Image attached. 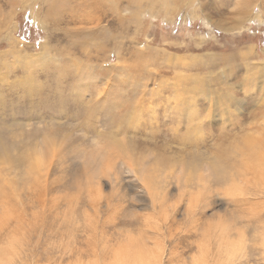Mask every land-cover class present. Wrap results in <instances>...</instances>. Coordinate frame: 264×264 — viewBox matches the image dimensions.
Masks as SVG:
<instances>
[{"label":"rangeland","instance_id":"obj_1","mask_svg":"<svg viewBox=\"0 0 264 264\" xmlns=\"http://www.w3.org/2000/svg\"><path fill=\"white\" fill-rule=\"evenodd\" d=\"M263 138L264 0H0V264H264Z\"/></svg>","mask_w":264,"mask_h":264},{"label":"bare ground","instance_id":"obj_2","mask_svg":"<svg viewBox=\"0 0 264 264\" xmlns=\"http://www.w3.org/2000/svg\"><path fill=\"white\" fill-rule=\"evenodd\" d=\"M76 94H77V93H76ZM175 100H176V99H175ZM188 100H190V99L188 98ZM204 100H205V99H204ZM136 101H138V99H137ZM190 101H191V102H194L193 100H190ZM143 102H144V101H143ZM180 102H181V101H180ZM188 102H189V101H188ZM196 102H197V101H196ZM133 103H134V102H133ZM135 103H136V102H135ZM135 103H134V105H136ZM139 103H140V102H139ZM195 104H196V103H195ZM137 105H138V104H137ZM111 106H112V105H111ZM113 106H114V105H113ZM113 106H112V107H113ZM132 106H133V105H132ZM128 107H129V106H128ZM130 107H131V106H130ZM130 107H129V108H130ZM133 107H134V106H133ZM137 107H138V106H137ZM139 108H140V107H139ZM113 109H114V108H113ZM111 110H112V109H111ZM111 110H110V112H111ZM115 111H116V110H115ZM192 111H193V110H192ZM192 111H191V112H192ZM196 111H197V110H196ZM210 113H211V112H210ZM192 114H193V113H192ZM194 114H195V113H194ZM129 116H130V115H129ZM192 116H193V115H192ZM209 116H212V115H209ZM196 117H198V116H196ZM128 118H129V117H128ZM192 118H194V117H192ZM192 118H191V120H192ZM130 119H131V118H130ZM194 119H195V118H194ZM120 120H121V119H120ZM202 120L204 121V119H202ZM212 120H213V119H212ZM131 122H132V121H131ZM209 123H210V122H209ZM209 123H208V124H209ZM200 124H201V123H200ZM130 126H131V125H130ZM203 126H204V125H203ZM119 128H120V127H119ZM200 128H201V127H200ZM201 130H202V129H201ZM206 132H207V131H206ZM196 136H197V135H196ZM206 137H207V136H206ZM251 138H252V137H251ZM257 138H258V137H257ZM107 139H108V138H107ZM252 139H253V138H252ZM252 139H248V140H247V141L250 140L249 145H247V146H248V149H245L244 146H243L244 148H241L243 144L246 145V142H247V141L245 140V142H244L243 144H241V147H240V146H239V147L237 146L236 149L234 148L233 150H237V148H238V150H239V149L241 148V150H239V151L243 152V151H244L243 149H245V150H248V153H249V152L251 153V154H249V155L257 156V158H258L259 160H261L262 162H260L258 159H257V160L259 161V164H258L257 162H255V163L258 164V166H256V169L258 168L256 173L259 172V174H261L262 176H264V138H263V139H258L259 141L252 140ZM196 140H197V139H196ZM156 142H157V141H156ZM115 143H117V142H115ZM186 143H187V142H186ZM41 144H43V143H41ZM119 144H120V143H119ZM119 144H118V145H119ZM44 145H46V142H45ZM113 145H114V144H113ZM116 145H117V144H116ZM124 145H125V144H124ZM114 146H115V145H114ZM188 146H190V145H188ZM116 147H117V146H116ZM116 147H115V148H116ZM44 148H45V147H44ZM54 148H57V147L55 146ZM115 148H114V149H115ZM106 149H107V148H106ZM116 149H118V148H116ZM54 150H56V149H54ZM121 150L124 151V149H121ZM231 150H232V149H231ZM238 150H237V151H238ZM242 150H243V151H242ZM43 151H44V149H43ZM107 151H108V150H107ZM111 151H112V149H111ZM114 151H115V150H114ZM114 151H112V152L114 153ZM239 151H238V152H239ZM54 152H55V151H54ZM125 152H126V151H125ZM125 152H122L123 157L128 156L127 153H125ZM245 152H247V151H245ZM32 153H33V152H32ZM119 153H120V152H119ZM234 153H235V152H234ZM243 153H244V152H243ZM243 153L240 155V156H241V159H243L242 156L245 157V155H246V154L243 155ZM84 154H85V153H84ZM106 154H107V153H106ZM122 154H121V156H122ZM226 154H227V153H226ZM229 154H230V153H229ZM42 155H43V154H42ZM54 155H55V154H53V157H54L53 159L55 160V156H54ZM117 155H118V154H117ZM130 155H131V154H130ZM130 155H129V156H130ZM233 155H234V154H233ZM4 156H7V155H5V151H4V150L2 151V149L0 148V163H2V160H3L4 158H6V160H7V158L9 157V156H8V157H4ZM62 156H63V155H62ZM113 156H114V155H113ZM131 156H132V155H131ZM206 156H207V155H206ZM247 156H248V155H247ZM35 157H36V156H35ZM40 157H41V156H40ZM56 157H58V156H56ZM91 157H93V156H90V158H91ZM114 157H115V156H114ZM209 157H210V156H209ZM222 157H224V156H222ZM249 157H250V156H249ZM20 158H22V157H20ZM24 158H25V157H24ZM26 158H27V157H26ZM37 158L39 159V156H38ZM37 158H36V159H37ZM105 158H107V157H105ZM226 158H227V157H226ZM250 158H251V157H250ZM34 159H35V158H34ZM38 159H37V160H38ZM43 159H46V158H43V157H42V160H43ZM47 159H48V158H47ZM115 159H117V158H115ZM119 159H120V158H119ZM235 159H236V158H235ZM238 159H239V157H238ZM8 160H9V159H8ZM28 160H29V158H28ZM95 160H96V159H95ZM251 160H252V158H251ZM251 160H250V161H251ZM253 160H256V159H253ZM4 161H5V160H4ZM17 161H18V160H17ZM40 161H41V159H40ZM43 161H44V163L46 164V161H45V160H43ZM43 161H42V162H43ZM48 161H49V159H48ZM48 161H47V165H48ZM104 161H105V160H104ZM208 161H209V160H208ZM234 161H235V160H234ZM237 161H238V160H237ZM18 162H19V161H18ZM27 162H28V161H27ZM32 162H35V161H32ZM51 162H52V161H50V164H51ZM125 162H126V161H125ZM153 162H154V161H153ZM241 162H243V161H241ZM252 162H254V161H252ZM3 163H6V162H3ZM10 163H11V162H10ZM10 163H9V164H10ZM22 163H23V162H22ZM25 163H26V160H25ZM25 163H24V164H25ZM53 163H54V162H53ZM103 163H104V162H103ZM126 163H127V162H126ZM191 163H192V162H191ZM232 163H233V162H232ZM235 163H236V162H235ZM243 163H244V165L246 164L245 162H243ZM13 164H14V163H13ZM30 164H31V163H30ZM113 164H114V163H113ZM141 164H142V163H141ZM233 164H234V163H233ZM11 165H12V164H11ZM27 165H29V164H27ZM40 165H41V164H40ZM69 165H70V164H69ZM103 165H104V164H103ZM106 165H107V169H109L108 167H110V166H109L108 164H106ZM235 165H236V164H235ZM235 165H234V166H235ZM0 166H2V165L0 164ZM4 166H7V165H4ZM4 166L1 167V168H4V169L8 168V166H7L6 168H5ZM35 166H37V165H34V167H35ZM49 166H50V165H49ZM127 166H128V164H127ZM127 166H126V167H127ZM239 166H242V165L239 164ZM249 166H250V164H249ZM51 167H52V166H51ZM51 167H49V168L52 169ZM205 167H206V166H205ZM205 167H204V168H205ZM213 167H214V166H213ZM29 168H30V165H29ZM29 168H28V170H29ZM35 168H36V167H35ZM35 168H32V169H35ZM208 168H210L209 165H208ZM214 168H215V167H214ZM214 168H213V169H214ZM253 168H255V167H253ZM88 169H89V168H88ZM235 169H236V168H235ZM237 169H238V168H237ZM240 169H241V167H240ZM0 170H1V169H0ZM8 170H9V169H8ZM30 170H31V169H30ZM41 170H42V168H41ZM41 170H39V171H41ZM55 170H56V169H55ZM55 170L52 169V171H55ZM89 170H90V169H89ZM100 170H101V169H100ZM109 170H110V172H112L111 167H110ZM127 170H128L129 173H132L133 175L136 174L137 177H138L139 179H140L141 176H142V177H143V178H142V179H143L142 182H144V184L149 185V186H148L149 188H151V186H155V183H154V182H153V183L151 182L153 179L151 180L148 176L146 177L147 174H145L143 171H142V172L144 173V175H143V174L139 175L140 171L137 169L136 163L130 162V163H129V166H128V168H127ZM148 170H149V169H148ZM3 171H5V170H3ZM3 171H2V172H3ZM11 171H12V170H11ZM32 171H34V170H32ZM43 171H44V170H43ZM101 171H103V170H101ZM209 171H210V170H209ZM213 171H214V170H213ZM248 171H249V170H248ZM250 171H251V170H250ZM250 171H249V173H250ZM254 171H255V170H254ZM2 172H0V175L2 174ZM27 172H28V171H27ZM35 172H36V171H35ZM37 172H38V171H37ZM92 172H93V171H92ZM92 172L90 171V173H92ZM105 172H106V169H105ZM145 172H146V170H145ZM192 172H193V171H192ZM244 172H245V171H244ZM99 173H101V172H99ZM252 173H255V172H252ZM28 174H29V173H28ZM33 174H35V173L33 172ZM47 174H49V173H47ZM57 174H58V173H57ZM92 174H93V173H92ZM92 174H91V177H93ZM94 174H95V173H94ZM96 174L98 175V172H96ZM103 174H104V173H103ZM107 174H108V173H107ZM259 174H258V175H259ZM39 175H40V174H39ZM39 175H38V178H40ZM41 175L43 176V174H41ZM49 175H50V174H49ZM51 175H52V174H51ZM51 175H50V176H51ZM99 175H100V174H99ZM99 175L96 176V177H99ZM136 175H134V176L136 177ZM211 175H212V174H211ZM255 175H256V174H255ZM31 176H32V175H31ZM42 176H41V177H42ZM81 176H82V175H81ZM85 176H87V175H85ZM101 176H102V175H101ZM103 176H104V175H103ZM109 176H110V175H109ZM253 176H254V175H253ZM256 176H257V175H256ZM29 177H30V176H29ZM91 177H90V178H91ZM96 177H95V178H96ZM211 177H212V176H211ZM6 178H7V177H6ZM27 178H28V177H27ZM42 178H43V177H42ZM42 178H40V179H42ZM93 178H94V177H93ZM138 178H136V181L138 180ZM204 178H205V177H204ZM255 178H256V177H255ZM259 178H260V177H259ZM30 179H31V177H30ZM30 179H29V180H30ZM85 179H86V178H85ZM142 179H141V180H142ZM207 179H208V178H207ZM209 179H210V178H209ZM263 179H264V178H263ZM93 180H94V179H93ZM141 180H140V181H141ZM35 181H36V180H35ZM96 181H97V180H96ZM205 181H207V180L205 179ZM212 181H214V180H212ZM0 182H1V179H0ZM26 182H27V181H26ZM28 182H29V181H28ZM32 182H33V181H32ZM37 182H38V180H37ZM39 182H40V180H39ZM45 182L47 183L48 181H46V179H45ZM130 182H132V181L130 180ZM137 182H138V181H137ZM30 183H31V182H30ZM34 183H35V182H34ZM41 183H42V181H41ZM46 183H45V184H46ZM86 183H87V181H86ZM204 183H205V182H204ZM28 184H29V183H28ZM32 184H33V183H31V185H32ZM35 184H37V183H35ZM88 184H89V183H88ZM144 184H143V183L141 184V185L143 186V188L146 187ZM33 185H34V184H33ZM33 185H32V186H33ZM38 185H39V183H38ZM48 185H49V183H48ZM118 185H119V184H118ZM259 185H260V184H259ZM32 186H30V187H32ZM34 186H35V185H34ZM34 186H33V187H34ZM40 186H42V185H40ZM40 186H39V187H40ZM43 186H44V184H43ZM45 186H46V185H45ZM45 186H44V187H45ZM101 186H102V185H101ZM142 186H141V187H142ZM204 186H205V184H204ZM238 186H239V185H238ZM260 186H261V185H260ZM260 186H258V187H260ZM0 187H1V186H0ZM33 187H32V188H33ZM36 187H37V186H36ZM44 187H43V189H45ZM49 187H50V186H49ZM79 187H80V186H79ZM141 187H140V188H141ZM261 187H262V186H261ZM40 188H41V187H40ZM55 188H56V187H55ZM165 188H166V187H165ZM263 188H264V187H263ZM80 189H81V188H80ZM86 189H87V188H86ZM95 189H96V187H95ZM98 189H99V188H97V190H98ZM0 190L2 191V188H0ZM33 190H34V189H33ZM146 190H147V189H146ZM256 190H257V189H256ZM1 191H0V192H1ZM84 191H85V190H84ZM101 191H102V190H101ZM148 191L150 192V190H148ZM186 191H187V190H186ZM47 192H49V191L47 190ZM99 192H100V191H99ZM102 192H103V191H102ZM239 192H240V191H239ZM249 192H250V191H249ZM249 192H248V193H249ZM1 193H2V192H1ZM144 193H145V191H144ZM156 193H157V192H156ZM243 193H244V192H243ZM2 194L5 195L4 192H3ZM2 194H0V196H1ZM78 194H79V193H78ZM89 194H91V192H89ZM145 194H146V193H145ZM151 194H152V193H151ZM153 194H154V193H153ZM244 194H245V193H244ZM250 194H251V192H250ZM250 194H249V195H250ZM256 194H257V193H256ZM246 195H247V192H246ZM246 195H245V196H246ZM45 196H46V195H45ZM45 196H44V197H45ZM100 196H101V195H100ZM2 197H3V196H2ZM66 197H67V196H66ZM193 197H194V196H193ZM3 198H4V197H3ZM5 198H6V196H5ZM61 198H62V197H61ZM83 198H84V197H83ZM112 198H113V197H112ZM147 198L150 199L151 196H150V197H147ZM165 198H166V195H165ZM190 198H191V197H190ZM190 198H189V199H190ZM240 198H241V197H240ZM67 199H68V198H67ZM71 199H72V198H71ZM89 199H90V198H89ZM191 199H192V198H191ZM55 201H56V200H55ZM243 201H245V200H243ZM48 202H49V201H48ZM155 202H156V200H155ZM161 202H163V201H161ZM161 202H160V203H161ZM192 202H194V201H192ZM196 202H198V204H199V201H195V203H196ZM203 202H204V201H203ZM140 203H141V202H140ZM165 203H166V201H165ZM133 204H134V203H133ZM155 204H156V203H155ZM158 204H159V203H158ZM168 205H170V204H168ZM168 205H164V203H163V206H168ZM190 205H192V203H191ZM0 206H1V205H0ZM67 206H68V205H67ZM94 206H95V205H94ZM188 206H189V205H188ZM240 206H241V205H240ZM240 206H239V207H240ZM1 207H2V206H1ZM158 207H159V205H158ZM158 207H157V208H158ZM161 207H162V206H161ZM193 207H194V206H193ZM189 208H190V207H189ZM195 208H196V206H195ZM197 208H198V207H197ZM1 209H2V208H1ZM116 209H117V208H116ZM161 209H162V208H161ZM163 209H165V208H163ZM192 209H193V208H192ZM2 210H3V209H2ZM157 210H158V209H156V211H157ZM193 210H194V209H193ZM6 211H7V210H6ZM36 211H37V210H36ZM156 211H155V212H156ZM189 211H191V210H189ZM194 211H195V210H194ZM9 212H10V211H9ZM161 212H162V211H161ZM161 212H160V214H161ZM165 212H167V211H165ZM195 212H196V211H195ZM195 212H194V213H195ZM5 213H6V212H5ZM34 213H35V212H34ZM152 213H153V212H152ZM158 213H159V212H157V213H156L157 215H156V214H155V215L158 216ZM174 213H175V212H174ZM3 214H4V213H3ZM7 214H9V216H11L10 213H7ZM77 214H78V213H77ZM153 214H154V213H153ZM153 214H152V215H153ZM163 214H164V213H162V216H163ZM165 214H166V213H165ZM167 214H168V212H167ZM167 214H166V217H167ZM251 214H252V213H251ZM67 215H68V214H67ZM126 215H127V214H126ZM4 216H5V215H4ZM156 216H155V221H154V222H156ZM162 216H161V217H162ZM169 216H170V214H169ZM188 216H189V215H188ZM2 217H3V216H2ZM13 217H14V216H13ZM13 217H12V218H13ZM115 217H116V216H115ZM133 217H134V216H133ZM143 217H144V216H143ZM158 217H159V216H158ZM158 217H157V218H158ZM166 217H165V218H166ZM170 217H171V216H170ZM198 217H199V216H198ZM249 217H250V216H249ZM249 217H248V218H249ZM254 217H255V216H254ZM12 218H11V220H12ZM175 218H176V217H175ZM250 218H252V217H250ZM1 219H2V218H1ZM4 219H5V218H4ZM6 219H7V217H6ZM15 219H16V218H15ZM99 219H100V218H99ZM158 219H160V218H158ZM170 219H171V218H170ZM9 220H10V219H9ZM153 220H154V218H153ZM19 221H20V220H19ZM72 221H73V220H72ZM140 221H141V220H140ZM159 221H160V220H159ZM41 222H42V221H41ZM93 222H94V221H93ZM128 222H129V221H128ZM130 222H131V221H130ZM134 222H135V221H133V223H134ZM163 222H164V221H163ZM170 222H171V221H170ZM194 222H195V221H194ZM0 223H1V222H0ZM104 223H105V222H104ZM124 223H126V222H124ZM133 223L131 222V224H133ZM138 223H139V222H138ZM165 223H166V222H165ZM1 224H2V223H1ZM162 224H163V223H162ZM172 224H173V223H172ZM175 224H176V223H175ZM200 224H201V223H200ZM220 224H221V223H220ZM225 224H226V223H225ZM90 225H91V224H90ZM116 225H117V224H116ZM121 225H122V224H121ZM123 225H124V224H123ZM158 225H159V224H158ZM168 225H169V224H168ZM194 225H195V224H194ZM85 226H86V225H85ZM105 226H106V225H105ZM111 226H113V225H111ZM124 226H125V225H124ZM133 226H134V224H133ZM160 226H162L161 223H160ZM166 226H167V225H166ZM169 226H170V225H169ZM169 226H168V227H169ZM183 226H184V225H183ZM229 226H230V225H229ZM129 227H130V226H129ZM129 227H128V228H129ZM172 227H173V226H172ZM172 227H171V228H172ZM187 227H188V226H187ZM97 228H98V226H97ZM97 228H96V229H97ZM121 228H122V227H121ZM125 228H126V227H125ZM133 228H135V227H133ZM171 228H170V229H171ZM136 229H137V228H136ZM168 229H169V228H168ZM185 229H186V228H185ZM158 230H159V229H158ZM158 230H157V231H158ZM164 230H165V229H164ZM213 230H214V229H213ZM85 231H86V230H85ZM160 231H161V230H160ZM166 231H167V230H166ZM170 231H171V230H170ZM180 231H181V230H180ZM103 232H104V231H103ZM122 232H123V231H122ZM129 232H130V231H129ZM153 232H154V231H153ZM203 232H204V231H203ZM157 233H158V232H157ZM161 233H162V232H161ZM169 233H170V232H169ZM169 233H167V234H169ZM174 233H176V232H174ZM123 234H125V233H123ZM126 234H127V233H126ZM80 235H81V234H80ZM106 235H107V234H106ZM138 235H139V234H138ZM154 235H156V234H154ZM158 235H159V234H158ZM158 235H157V236H158ZM172 235H173V234H172ZM172 235H171V236H172ZM178 235H179V234H178ZM178 235H177V236H178ZM139 236H140V235H139ZM161 236H162V234H161ZM166 236H168V235H166ZM171 236H169V237H171ZM152 237H153V235H152ZM173 237H175V236H173ZM205 237H206V236H205ZM231 237H232V236H231ZM234 237H235V236H234ZM117 238H118V237H117ZM157 238H158V237H157ZM171 238H172V237H171ZM176 238H177V237H176ZM161 239H162V238H161ZM164 239H165V238H164ZM223 239H224V238H223ZM96 240H97V239H96ZM110 240H111V239H110ZM150 240H151V239H150ZM147 241H149V239H148ZM152 241H154V239H153ZM163 241H164V240H163ZM91 243H92V242H91ZM135 243H136V242H135ZM96 244H97V243H96ZM99 244H100V243H99ZM119 244H120V243H119ZM119 244H118V245H119ZM226 244H227V243H226ZM100 245H101V244H100ZM103 245H104V244H103ZM203 245H204V244H203ZM130 246H131V245H130ZM141 246H142V245H141ZM156 246H157V245H156ZM161 246H163V245H161ZM201 246H202V245H201ZM201 246H200V247H201ZM109 247H110V246H109ZM137 247H138V245H137ZM142 247H143V246H142ZM101 248H102V247H101ZM125 248H126V247H125ZM127 248H128V247H127ZM145 248H146V247H145ZM204 248H205V247H204ZM119 249H120V248H119ZM121 249H122V248H121ZM146 249H148V248H146ZM91 250H92V249H91ZM107 250H108V249H106V251H107ZM118 251H119V250H118ZM132 251H133V250H130V249L127 250L126 253H125V255H135ZM138 251H140V250H138ZM160 251H161V250H160ZM249 251H250V250H249ZM146 252H147V251H146ZM140 253H141V252H140ZM155 253H156V252H155ZM141 254H142V253H141ZM175 254H176V253H175Z\"/></svg>","mask_w":264,"mask_h":264}]
</instances>
